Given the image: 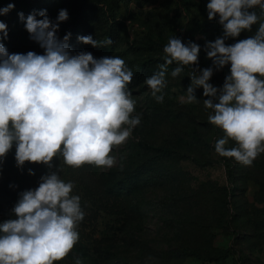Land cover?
Segmentation results:
<instances>
[{"label": "rangeland", "instance_id": "obj_1", "mask_svg": "<svg viewBox=\"0 0 264 264\" xmlns=\"http://www.w3.org/2000/svg\"><path fill=\"white\" fill-rule=\"evenodd\" d=\"M209 2L0 0V9L14 5L0 14L7 26L0 43L9 54H44L25 24L30 14L43 19L38 13L46 10L49 20L59 23L58 38L71 34V54L90 52L97 59L119 56L125 61L134 73L128 85L136 101L132 116L141 114L130 137L110 153L116 157L110 169L87 164L73 169L62 157L53 159L51 169L30 162L18 168L14 145L0 163V224L16 218L13 208L21 192L37 188L42 176L57 171L74 184L71 194L80 197L85 215L77 228L79 241L54 264H74L77 258L82 264H264V153L244 166L215 152L223 132L209 122L213 112L203 105L209 97L197 88L198 102H180L190 85V68L173 78L175 65L169 67L163 103L156 102L144 83L164 62L163 47L171 37L200 46L198 66L193 67H213L205 45L223 37V26L218 15L208 19ZM60 10H67L66 21H57ZM257 30L258 24L253 25L225 44ZM88 35L99 41L109 37L113 43L93 47L78 41ZM230 67L213 68L209 83L222 88ZM234 146L230 141L225 147Z\"/></svg>", "mask_w": 264, "mask_h": 264}, {"label": "clouds", "instance_id": "obj_2", "mask_svg": "<svg viewBox=\"0 0 264 264\" xmlns=\"http://www.w3.org/2000/svg\"><path fill=\"white\" fill-rule=\"evenodd\" d=\"M13 7L9 4L0 14ZM207 12L209 20L218 15L223 26V37L205 45L213 67H193L198 66L200 46L171 37L163 47L164 62L144 83L156 102L163 103L169 67L175 65L173 78L190 68V85L180 102H198L194 93L202 88L203 96L209 97L203 100L204 108L213 112L209 122L223 132L215 152L252 166L264 153V0H210ZM38 14L43 19L30 14L25 27L44 49L43 55L9 54L0 43V163L15 145L18 168L30 162L51 169L53 159L62 157L73 169L86 164L110 169L116 164L110 153L141 123V114L132 116L136 101L128 85L133 70L119 56L71 54L67 43L71 34L61 40L56 35L59 23L53 24L46 10ZM19 16L24 19L23 13ZM67 19V10H60L57 21ZM257 24L253 36L225 44ZM0 32L7 37L2 21ZM78 41L93 47L113 43L109 37L99 41L91 35L79 36ZM228 64L230 75L218 89L209 83L213 68L219 71ZM230 141L235 146L226 148ZM29 174L34 172L29 169ZM73 188L72 182L50 171L37 188L20 193L13 208L16 218L0 224V264H54L69 255L79 241L77 228L85 215L80 197L71 194ZM74 264L82 260L77 258Z\"/></svg>", "mask_w": 264, "mask_h": 264}, {"label": "trees", "instance_id": "obj_3", "mask_svg": "<svg viewBox=\"0 0 264 264\" xmlns=\"http://www.w3.org/2000/svg\"><path fill=\"white\" fill-rule=\"evenodd\" d=\"M143 67V65L141 66V68Z\"/></svg>", "mask_w": 264, "mask_h": 264}]
</instances>
